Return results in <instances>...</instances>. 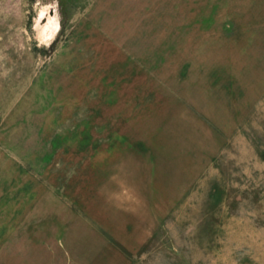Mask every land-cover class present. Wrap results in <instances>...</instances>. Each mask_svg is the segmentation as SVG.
<instances>
[{"label": "rangeland", "instance_id": "1", "mask_svg": "<svg viewBox=\"0 0 264 264\" xmlns=\"http://www.w3.org/2000/svg\"><path fill=\"white\" fill-rule=\"evenodd\" d=\"M0 264H264V0H0Z\"/></svg>", "mask_w": 264, "mask_h": 264}]
</instances>
